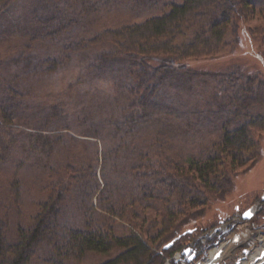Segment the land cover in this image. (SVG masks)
<instances>
[{
    "label": "trees",
    "instance_id": "obj_1",
    "mask_svg": "<svg viewBox=\"0 0 264 264\" xmlns=\"http://www.w3.org/2000/svg\"><path fill=\"white\" fill-rule=\"evenodd\" d=\"M8 1L26 12L18 4L21 23L9 20L22 49L0 83V264L112 251L100 264H182L174 255L187 247L204 258L236 224L186 227L259 159L264 77L199 73L186 61L236 46L240 23L264 21V0ZM117 9L160 13L107 25ZM249 34L264 54V23ZM68 69L73 81L52 91L50 76ZM198 139L195 155L164 151Z\"/></svg>",
    "mask_w": 264,
    "mask_h": 264
},
{
    "label": "rangeland",
    "instance_id": "obj_2",
    "mask_svg": "<svg viewBox=\"0 0 264 264\" xmlns=\"http://www.w3.org/2000/svg\"><path fill=\"white\" fill-rule=\"evenodd\" d=\"M3 1L5 2V0H0V14L2 11H8V13L6 16L4 14L0 17V83L3 81L4 84H6L12 71H14V69L9 68V64L11 63L7 65V61L12 58L11 55L13 56L16 50L19 51V49H22L21 40L19 38L20 33L17 35L15 34V31L18 29L11 32L13 28L10 29L9 20L15 21V26H17V24L21 23L25 15V13L21 14L17 12V5L20 4L21 6L20 12H26V9L23 8V4L18 1H8V6L5 7ZM117 11V13H113L107 18V25L116 26L123 24V22L130 23L137 20L139 21L160 13V10H153L148 13L144 12L145 15L140 14V18H129L127 15L123 14L120 9H117ZM260 23H264V21L253 19L250 22L240 23L238 27L239 43L236 46L223 50L220 55L213 58L190 59L186 61V65L188 68L199 73L220 74L222 72L229 73L240 70L245 75L251 76L260 74L264 77V54L260 52L257 41L253 40L249 34V29L258 26ZM102 25L103 27L106 26L104 23ZM21 28L22 24L20 26V29ZM48 51L51 53V49H48ZM69 70L70 69L67 70L68 73H60L52 78L50 76L48 83L52 82L51 85H49L52 91L62 90L69 85V82L73 81L72 75H74V73H69ZM75 72H77L76 69ZM38 89L39 88L33 87L36 95H38ZM186 94L189 95V93ZM184 96L185 95H180L181 103L183 100H188L187 103L190 106L195 107L196 104L198 105L199 101L197 99L189 100L187 96ZM256 113L264 114V107L257 108ZM205 138H207L206 141L216 140V135L208 134ZM206 141L198 139L195 142L196 146L189 144L181 145L177 143V141H173L169 145L170 147L167 146L164 151L175 160L182 159L184 156L195 155L204 148L203 146L206 145ZM202 142L205 143L203 144ZM260 147L261 155L259 159L253 165L248 164L240 168L238 174L233 177V188L231 191L227 193L223 199L211 202L204 209L202 216L186 227H196L198 232L205 231L206 229L210 231L211 228L210 232H213L215 228L226 229V226L233 222L236 224L233 231L226 234L216 245L208 247L204 258L201 260H198L196 255L194 260L188 262L187 259L191 257L193 252L191 247H187L190 249L189 252L186 255L183 254V251L187 248L182 252H177L174 255L175 261L177 257H179L177 262H180V260L184 258V262H181L182 264H195L196 262L200 264H241L242 260H248V255L252 254L260 246L261 242H264V216H260V218L256 217V219L251 222V225L247 227L243 226L241 223L242 213L254 204H258L261 197H264V132L261 133ZM261 211L264 212V209ZM116 252L117 251H112L104 255L88 253L82 259L68 261L66 264H100L115 255ZM165 264H169V262L167 261Z\"/></svg>",
    "mask_w": 264,
    "mask_h": 264
},
{
    "label": "bare ground",
    "instance_id": "obj_3",
    "mask_svg": "<svg viewBox=\"0 0 264 264\" xmlns=\"http://www.w3.org/2000/svg\"><path fill=\"white\" fill-rule=\"evenodd\" d=\"M248 260H242L241 264H263L264 263V242L250 255Z\"/></svg>",
    "mask_w": 264,
    "mask_h": 264
},
{
    "label": "water",
    "instance_id": "obj_4",
    "mask_svg": "<svg viewBox=\"0 0 264 264\" xmlns=\"http://www.w3.org/2000/svg\"><path fill=\"white\" fill-rule=\"evenodd\" d=\"M258 211H259L258 206L257 205H253V206L249 207L246 211H244L242 213L241 218L243 220L250 221L254 216L257 215ZM166 247H168V246H166ZM189 250L190 249H188V248L185 249V251H183V254L186 255L189 252ZM195 257H196V253L193 252L192 255H191V257H189L187 259V261L190 262V261L194 260ZM178 258L179 257H177L176 262H177V260H179ZM195 264H200V263L199 262H196Z\"/></svg>",
    "mask_w": 264,
    "mask_h": 264
},
{
    "label": "flooded vegetation",
    "instance_id": "obj_5",
    "mask_svg": "<svg viewBox=\"0 0 264 264\" xmlns=\"http://www.w3.org/2000/svg\"><path fill=\"white\" fill-rule=\"evenodd\" d=\"M260 204V205H259ZM264 204V197H261V199H260V201H259V203L258 204H254V205H257L258 206V208H259V211H261L262 210V205ZM259 211H258V213H259ZM257 213V214H258Z\"/></svg>",
    "mask_w": 264,
    "mask_h": 264
}]
</instances>
